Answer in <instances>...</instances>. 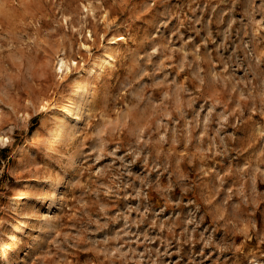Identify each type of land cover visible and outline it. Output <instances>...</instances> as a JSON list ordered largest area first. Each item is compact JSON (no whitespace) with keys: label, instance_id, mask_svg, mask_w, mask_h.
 <instances>
[{"label":"rangeland","instance_id":"rangeland-1","mask_svg":"<svg viewBox=\"0 0 264 264\" xmlns=\"http://www.w3.org/2000/svg\"><path fill=\"white\" fill-rule=\"evenodd\" d=\"M0 264H264V0H0Z\"/></svg>","mask_w":264,"mask_h":264},{"label":"bare ground","instance_id":"bare-ground-1","mask_svg":"<svg viewBox=\"0 0 264 264\" xmlns=\"http://www.w3.org/2000/svg\"><path fill=\"white\" fill-rule=\"evenodd\" d=\"M61 62L62 63H64V59L63 58H61ZM64 111H66V110H64ZM68 111V110H67ZM57 115V114H56ZM60 115V114H59ZM69 116V115H68ZM58 118V117H57Z\"/></svg>","mask_w":264,"mask_h":264}]
</instances>
